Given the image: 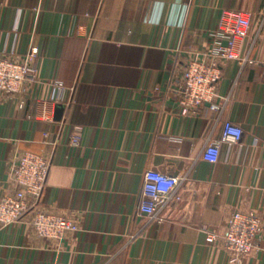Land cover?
Masks as SVG:
<instances>
[{
	"label": "crops",
	"instance_id": "obj_1",
	"mask_svg": "<svg viewBox=\"0 0 264 264\" xmlns=\"http://www.w3.org/2000/svg\"><path fill=\"white\" fill-rule=\"evenodd\" d=\"M224 9L251 17L245 60L222 63L217 97L183 115L182 71ZM31 48L35 72L19 93H0V193L14 188L25 150L44 151L50 169L37 205L0 228V264H233L205 231L221 234L236 211L263 223L239 264H264V0H0V57ZM57 81L65 90L49 124L38 115ZM225 121L240 141L206 157ZM148 170L185 177L154 216L139 210ZM38 210L79 229L39 239Z\"/></svg>",
	"mask_w": 264,
	"mask_h": 264
},
{
	"label": "built area",
	"instance_id": "obj_2",
	"mask_svg": "<svg viewBox=\"0 0 264 264\" xmlns=\"http://www.w3.org/2000/svg\"><path fill=\"white\" fill-rule=\"evenodd\" d=\"M250 15L236 10L224 9L218 19L216 31L201 53H192L180 77L178 88V108L181 114H196L205 102L217 97V84L221 79V64L226 61L244 62L240 55L243 41L249 34ZM37 49L31 48L20 59L12 56L0 57V93L15 95L19 93L26 78L35 72ZM64 87L61 82L52 84L51 94L41 101V113L38 119L49 124L54 123V104L62 99ZM47 141L50 131L43 133ZM242 129L230 121L222 126L220 138L207 144L204 155L217 158L223 142H239ZM80 135L72 133L67 141L69 147L79 146ZM50 169V158L44 152L25 150L11 166L10 174L13 189L0 193V228L20 221L33 209L46 186ZM185 179L182 175H169L155 170L144 174L142 201L139 210L154 216L165 205L174 190ZM30 228L37 238L59 241L66 233L76 232L79 227L66 216L35 211L30 219ZM263 231V223L254 211H236L227 219L221 234L206 230L207 243L220 241L230 253V261L239 264L243 256L257 248V241Z\"/></svg>",
	"mask_w": 264,
	"mask_h": 264
},
{
	"label": "water",
	"instance_id": "obj_3",
	"mask_svg": "<svg viewBox=\"0 0 264 264\" xmlns=\"http://www.w3.org/2000/svg\"><path fill=\"white\" fill-rule=\"evenodd\" d=\"M58 111H59V110H58ZM58 111L56 112V114H58V113H59Z\"/></svg>",
	"mask_w": 264,
	"mask_h": 264
}]
</instances>
